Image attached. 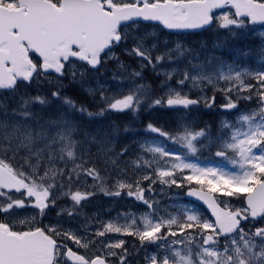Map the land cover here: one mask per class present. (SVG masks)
<instances>
[{
	"label": "snow or ice",
	"instance_id": "1",
	"mask_svg": "<svg viewBox=\"0 0 264 264\" xmlns=\"http://www.w3.org/2000/svg\"><path fill=\"white\" fill-rule=\"evenodd\" d=\"M142 21L169 32L215 26L235 36L250 24H264V0H0V91L14 96L21 85L27 88L34 82L54 84L64 77L75 82L78 75L83 78L116 59L113 49L129 40L132 46L124 52L138 58L141 69L155 70L163 61L177 59L175 53L184 54L177 43L175 49L153 57L156 42L148 47L146 36L126 31ZM189 63L175 85L169 81L178 70L165 72L168 79L161 87L167 91L150 100L151 90L135 83L141 71L132 72V87L126 92L120 88L109 95L101 86L98 102L104 107L87 115L135 114L146 101L152 110L190 112L202 100L206 107H216L219 93L224 97L220 109L236 110L235 120L221 119L215 137L211 126L197 127L186 116L171 129L148 122L145 133L162 140L138 142L139 152L123 168L119 163L127 147L116 157L104 150L105 164L115 166L111 186L84 148L97 137L89 140L85 134V139H77L79 129L69 113L83 115V105L77 108L71 98H62L59 87L50 96L62 100L69 111L47 119L42 113L52 103L48 95L25 91L11 111L0 101V264H130L134 252L144 253L142 264H264V68L227 65L226 70L207 72ZM119 67L126 70L123 62ZM189 83L205 94L192 98L191 89L184 90ZM209 90L211 97L206 95ZM89 92L95 98L93 90ZM241 101H254L255 107L241 110ZM164 141L182 151H171ZM213 149L216 157L229 161L232 171L202 167L186 158ZM157 184L161 192L187 189V196L207 205L211 218L196 207L184 206L175 213L161 210L160 201L149 195ZM97 190L107 197L126 194L148 211L139 218L118 213L107 222L97 219L94 229L89 220L81 225L83 234L64 227L59 219L43 223L55 207L58 218L82 215L80 209ZM233 199L241 206L233 208ZM60 200L68 203L59 205ZM26 209L32 212H22ZM125 237L138 243L130 249ZM150 246L154 251H148Z\"/></svg>",
	"mask_w": 264,
	"mask_h": 264
},
{
	"label": "rangeland",
	"instance_id": "2",
	"mask_svg": "<svg viewBox=\"0 0 264 264\" xmlns=\"http://www.w3.org/2000/svg\"><path fill=\"white\" fill-rule=\"evenodd\" d=\"M126 31H130L133 35L136 36H146L145 43L148 47H151L153 42L157 43V47L153 50L152 55L153 57L160 55L162 53H165L171 49H175V46L177 43L181 44V51L184 52V54L181 56L179 53H175L174 55L178 58L174 61H168L165 60L162 63L158 64L156 66V69L153 70L152 66L144 67L143 69L140 68V62L138 58L135 57H129L125 54L124 48L125 47H131L132 41L129 40L126 44H122L119 47H116L113 49V54L116 57V59H109L106 63L102 64L100 68L94 72L88 71L83 78H81L79 75L77 76V80L75 82L71 81L68 77H64L60 79L58 82H62L63 84V94L61 95L62 98H71L74 103H76L77 108H79L81 105H83L86 108V112L81 115L79 112L69 113L70 118H73V116H77L78 118L81 117L85 120H89L91 118H95L96 120L102 119L103 117L109 116L111 114L117 115V114H125L129 117L130 124L135 126L140 130V133L135 127H133L132 132L130 134L129 140H133L135 148L139 152V143L140 141H143L145 139L155 141H161L162 138L155 136L154 134H148L145 133L144 129L145 126H142L141 124H147L149 122L148 119H146L144 122L142 118H139V114H143L146 116L147 113H151L153 116V119L156 118L158 122V126H163L166 129L174 128L177 124V121L182 116H188L190 112H167L164 111V108H156L154 110L148 108L147 101L145 102L144 106L137 112H107L103 116L101 115H93L92 117H89L87 115V112H92L94 114L99 113L101 108L104 107V105L100 104L99 101V89L101 86H103L109 95L112 94V92L117 91L120 88H123L125 92L132 87V84L130 82L131 74L133 71H141L142 72V78H136L135 83L136 84H142L145 85L148 89L151 90L150 96L148 99H152L155 96H159L167 91L166 88L161 87L162 81L159 79H156L157 76L164 75L165 72H172L174 69L178 70L177 73H174L175 79H172L169 81L170 84L175 85L176 79L180 78L182 76L184 70L186 68H190V61L191 64H197L200 65L201 68H203L204 71L212 72L217 67H221V70H226L227 65H232L234 68L236 66H239V69H255L260 70L261 68H264V56L261 55L262 52H264V28H253L248 26L247 28L243 30H238L239 35H231L228 30L224 29H217L215 26H213L209 31L206 33H203L201 36H197L192 39H184L179 36H170L164 32L161 31L159 27L156 26H144V25H135L132 26L130 29H126ZM111 55V54H110ZM119 62H123L126 65V70L121 69L119 67ZM238 69V70H239ZM148 72L147 74L145 73ZM197 69H193V72L195 73ZM114 74L116 75V79H114ZM123 77V82H120V78ZM168 78L164 79L167 80ZM56 82L54 84H48L47 82H41L39 86L37 83H32V87L25 88L24 86L19 89V91L13 96L12 93L3 94L0 95V100H14L16 97H20L21 94H23L25 91L30 93L32 95V92L34 95H36L38 92L43 95H50L52 91H54V87L59 85V83ZM157 84V89L153 87L154 83ZM72 84H75L76 91L78 92L80 89L86 93V95L90 98H82L80 95L75 94L79 99H76L73 94L67 93L65 88L73 86ZM74 88V87H73ZM89 89H92L95 93V98L93 96V93L89 92ZM191 89V95L194 94L195 97L203 96L205 93H202L199 91L198 88H192L191 83L185 86V91H189ZM206 95L208 97L212 96V92L209 90L206 92ZM16 96V97H15ZM51 101L54 99H51ZM62 101V100H61ZM56 102V101H55ZM224 103V97L222 94L217 93L216 98V107L214 108H208L203 103V100L201 101V104L203 106L199 107L200 112H198L199 118H203L202 121H195L196 125L199 126L208 124V119L211 114L209 112H217V122L221 119H228L231 121L235 120L236 116V110H233L231 113L223 112L219 105ZM57 104V102H56ZM200 104V105H201ZM66 106L63 105L62 108ZM255 107V102H248V101H241L240 108L241 110L245 108H253ZM198 110V107H196ZM63 111L68 112V107L66 106ZM195 115V111L192 112ZM192 114V115H193ZM203 115V117H201ZM145 118V117H144ZM188 118V117H187ZM192 119H194V116H191ZM128 125V126H129ZM126 126V127H128ZM211 126V125H209ZM112 129V128H110ZM100 138V143H85L84 148L85 150L90 149L94 145L96 151L94 152L93 156L96 157L98 160L103 159L101 157V149L97 148L99 145L107 146L110 144V140L113 141L116 136L112 134H108L106 136L98 135ZM89 140L91 137H88ZM85 139V138H84ZM164 146L168 147L173 152H181L182 149H180L179 146L172 144L171 142L164 141ZM215 149L212 150L210 153L209 151L205 150L204 152H198L196 156L188 155L186 158L192 162L197 163L200 166H211V167H218L223 168L228 171H232V166L229 163V161L224 160L223 158L216 157L214 155ZM91 155V154H90ZM101 157V158H100ZM131 160V158L121 159L119 163V167L123 168L124 162ZM71 166V165H70ZM114 167L111 163L105 167H100L101 173L104 176L106 182H108V186H111L115 183V177L116 172L114 171ZM138 175L139 173H135ZM134 175V170L131 166L128 168V176L132 177ZM91 180L89 179L88 185L91 186ZM156 191L153 193H150L155 200L160 201V209L161 210H167L168 212L175 213L178 208H183L184 206L188 207H194L189 204H185L182 201L183 189H177L175 187L171 189L165 188L164 192H161V186L157 184L155 186ZM99 196L94 197L93 200L86 201L83 208L80 209L82 212V215H78L76 217H68L67 215H64L63 217H57V212L59 211V207L52 208L48 211L47 216L43 218V223H55L58 219L60 223L64 225V227H73L76 229L81 230V234H83V230L81 229V225L88 223L89 220H91V223L93 225V229L96 227L97 219L103 220L107 222L111 218H116L118 213H132L136 218H139L141 214L147 212L148 210L146 207L140 203L137 202L134 198H129L127 195H123L119 198L116 197H107L103 193L98 194ZM99 199H102L99 200ZM67 202V201H66ZM88 202H91L90 205ZM231 206L233 208L240 207L241 203L238 200L233 199L231 202ZM199 211L207 216L203 212V210L199 209ZM22 212H32V209H26L22 210ZM93 214H98V217L96 219H93ZM208 217V216H207ZM39 219V218H38ZM123 218L120 219V223H123ZM247 227V225H246ZM254 230V229H253ZM125 239L128 240V247L132 249L133 243H138V241H133L130 237H125ZM149 252L154 251V247H149ZM143 252H139L138 254H135L132 257V263L136 264H142L143 261Z\"/></svg>",
	"mask_w": 264,
	"mask_h": 264
},
{
	"label": "trees",
	"instance_id": "3",
	"mask_svg": "<svg viewBox=\"0 0 264 264\" xmlns=\"http://www.w3.org/2000/svg\"><path fill=\"white\" fill-rule=\"evenodd\" d=\"M73 87H69V91H72L71 89H72ZM20 100H17V103L19 102ZM17 103H16V105H17ZM10 104V103H9ZM16 107V106H15ZM7 109H8V111H11V109H12V107L11 106H8L7 107ZM2 110V109H1ZM59 110L60 111H62V109L57 105V104H55L54 102H52L51 103V105L49 106V107H47V108H45L44 110H43V116H44V119H47L49 116H55L56 114H58L59 113ZM3 111V110H2ZM35 111H37V112H39L40 111V109L39 108H37V109H35ZM149 117H150V121L152 120V118H151V116L149 115ZM209 119H210V121H211V124L212 125H215V117L213 116V115H211V116H209ZM195 121H199V116L198 115H196V117H195V120H194V123H196ZM76 124H77V126H78V129H79V131H78V133H77V137L78 136H80L81 134L80 133H82L81 132V123L79 122V119H77L76 120V122H75ZM152 123H154V121H152ZM117 129H116V133L118 134V137H119V139L116 141V151H117V153L121 150V149H123L124 147H126V145H129L130 147H129V149L130 150H132L133 152H135V148H134V143H133V140H131L130 142H129V137H130V134H131V132H132V129H133V127L132 126H128L127 128H128V131H125V125L123 124V123H121L120 121H119V119H117ZM136 129V128H135Z\"/></svg>",
	"mask_w": 264,
	"mask_h": 264
},
{
	"label": "water",
	"instance_id": "4",
	"mask_svg": "<svg viewBox=\"0 0 264 264\" xmlns=\"http://www.w3.org/2000/svg\"><path fill=\"white\" fill-rule=\"evenodd\" d=\"M218 11H219V10H218ZM142 22H143V21H142ZM145 23H148V22H145ZM151 23H153V22H151ZM256 25H264V24L257 23ZM166 31H168V30H166ZM198 31H202V29L190 30V31H186V32H198ZM185 198H186L187 200H191V201H194V202L197 203V204L202 205V206L206 209V211L210 214V216H211V211H210V209H208L207 205L204 204L202 201L197 200V198H195V197H189V196H187L186 194H185Z\"/></svg>",
	"mask_w": 264,
	"mask_h": 264
},
{
	"label": "flooded vegetation",
	"instance_id": "5",
	"mask_svg": "<svg viewBox=\"0 0 264 264\" xmlns=\"http://www.w3.org/2000/svg\"><path fill=\"white\" fill-rule=\"evenodd\" d=\"M130 264H133V263L130 261Z\"/></svg>",
	"mask_w": 264,
	"mask_h": 264
}]
</instances>
